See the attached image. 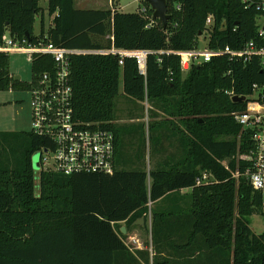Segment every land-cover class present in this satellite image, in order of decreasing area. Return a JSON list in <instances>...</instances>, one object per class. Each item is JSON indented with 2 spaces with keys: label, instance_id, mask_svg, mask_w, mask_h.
Here are the masks:
<instances>
[{
  "label": "trees",
  "instance_id": "16d2710c",
  "mask_svg": "<svg viewBox=\"0 0 264 264\" xmlns=\"http://www.w3.org/2000/svg\"><path fill=\"white\" fill-rule=\"evenodd\" d=\"M40 1L0 0V41L9 33L94 51L71 56L74 117L114 133L115 169L36 171L33 156L51 149L52 140L32 130L0 132V264H113L114 254L129 252L120 222L129 228L149 216L153 264H264V232H254L248 220L264 215V190L254 189L252 164L240 158L255 149L254 130L235 119L254 86L264 88L261 58L219 56L184 73L176 54L198 48L205 33L211 49L257 42L261 0H169L166 27L147 0L136 12L115 3L77 9L74 0H47L52 24L36 33ZM113 47L149 51L146 75L133 58L120 65L118 54L97 52ZM9 67L10 54L0 52V90L28 88ZM53 67L49 54H36L33 83ZM121 84L127 97L147 99L167 115L150 124L152 151L164 158L150 170L146 145L127 151L125 131L113 122ZM231 91L246 100L234 102ZM158 129L175 151H165ZM203 173L214 179L203 181Z\"/></svg>",
  "mask_w": 264,
  "mask_h": 264
},
{
  "label": "built area",
  "instance_id": "2783aa9c",
  "mask_svg": "<svg viewBox=\"0 0 264 264\" xmlns=\"http://www.w3.org/2000/svg\"><path fill=\"white\" fill-rule=\"evenodd\" d=\"M241 1L252 2V0ZM258 9L264 10V0H261ZM212 23L213 18L210 16L206 21L207 27H211ZM0 52L9 54L21 52L27 54L31 61L36 54H49L53 58V69L41 74L38 81L31 87L32 131L49 137L53 143L51 149L41 152V169L53 170L65 175L84 172L113 173L115 169L114 133L93 123H80L74 117L71 56L94 51L63 48L52 42L32 43L28 39L17 40L6 33L0 41ZM97 52L118 54L120 65L124 64L126 57L133 58L137 62L140 73L143 75L147 73L149 56L147 50L113 47ZM176 54L180 57L184 73L188 72L194 63L210 62L219 56L248 62L256 55L261 58V65L264 67V23H258V41L252 40L241 49H232L229 46L211 49L206 45L204 49L198 47L178 51ZM229 94L232 98L235 96L232 91ZM247 99L245 111L235 113V119L245 129L254 130L252 139L255 149L243 155V159L252 164L248 174L254 189L264 190V88L255 85L253 93Z\"/></svg>",
  "mask_w": 264,
  "mask_h": 264
},
{
  "label": "rangeland",
  "instance_id": "374dc122",
  "mask_svg": "<svg viewBox=\"0 0 264 264\" xmlns=\"http://www.w3.org/2000/svg\"><path fill=\"white\" fill-rule=\"evenodd\" d=\"M77 8L84 3L85 0H76ZM94 2L82 5L84 9H110L115 3L123 12H136L141 0H92ZM43 13L39 14L35 23V32L39 33L42 27L47 30L52 24L54 15L48 12L47 0H41ZM258 23H264V16L258 19ZM208 34L202 35L200 38V49H204L207 44ZM107 39V38H106ZM10 72L16 77L20 76L23 82L29 83L28 88H9L0 90V132H30L32 130V112L31 101L32 92V61L27 54L21 52H10ZM186 75V74H185ZM114 124L120 126L125 131V149L127 151L142 148L144 145L146 151L145 165L147 170H150L155 165V162L163 161L160 151L158 155L152 151L149 143L150 124L161 122L166 119L167 115L161 110L154 107L152 102L147 99L144 101L135 98L127 97L124 94L123 84L120 86V95L116 99ZM142 126V129H141ZM160 127V126H159ZM158 127V128H159ZM157 136L165 133L162 129L155 131ZM159 143L165 147L167 153L175 151L176 146H172L165 136L160 137ZM163 141V142H162ZM140 148V149H141ZM151 149V153H150ZM48 156V155H47ZM38 153L33 156V160L37 161ZM240 158L243 159L241 155ZM38 171V170H37ZM214 178L206 173H203V181H211ZM151 179H148L150 185ZM191 192V190H190ZM143 218V217H141ZM148 218L151 219V216ZM250 226L257 234L264 232V215L255 214L248 217Z\"/></svg>",
  "mask_w": 264,
  "mask_h": 264
},
{
  "label": "crops",
  "instance_id": "0c3cea01",
  "mask_svg": "<svg viewBox=\"0 0 264 264\" xmlns=\"http://www.w3.org/2000/svg\"><path fill=\"white\" fill-rule=\"evenodd\" d=\"M77 2L78 1L74 0V5L76 8ZM91 2L94 1L91 0ZM86 3H90V0H85L83 4L86 5ZM83 4H81L80 8L77 9H84L82 8ZM190 190V188L182 189L181 192L189 193ZM119 225V230L124 235L123 239L125 240L126 245L129 246V252H126L125 254H114L113 264H153L155 252L153 250L151 235V219H145L143 224L142 218H139L129 228H127L125 222H120Z\"/></svg>",
  "mask_w": 264,
  "mask_h": 264
},
{
  "label": "water",
  "instance_id": "95a60500",
  "mask_svg": "<svg viewBox=\"0 0 264 264\" xmlns=\"http://www.w3.org/2000/svg\"><path fill=\"white\" fill-rule=\"evenodd\" d=\"M151 6V9L153 10V18L156 20H160L164 27H166L168 21L171 19V15L168 13V2L169 0H147ZM16 80H20V76L15 77ZM234 102H243L245 100V97L240 96H234L232 99ZM41 152H38L39 158L37 161L33 160L34 169L37 171L41 170L40 166V159H41ZM143 224L145 222V219L142 218Z\"/></svg>",
  "mask_w": 264,
  "mask_h": 264
}]
</instances>
